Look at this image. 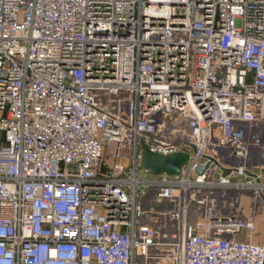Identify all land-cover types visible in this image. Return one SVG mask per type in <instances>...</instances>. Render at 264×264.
<instances>
[{
  "label": "built area",
  "instance_id": "built-area-1",
  "mask_svg": "<svg viewBox=\"0 0 264 264\" xmlns=\"http://www.w3.org/2000/svg\"><path fill=\"white\" fill-rule=\"evenodd\" d=\"M0 264H264V0H0Z\"/></svg>",
  "mask_w": 264,
  "mask_h": 264
},
{
  "label": "water",
  "instance_id": "water-1",
  "mask_svg": "<svg viewBox=\"0 0 264 264\" xmlns=\"http://www.w3.org/2000/svg\"><path fill=\"white\" fill-rule=\"evenodd\" d=\"M141 150L142 169L145 173L152 177H178L183 173L190 161V155L184 152L162 155L153 152L146 144H142ZM217 165L219 166V164ZM208 166L199 167L196 170L197 175H203ZM225 173L228 174L229 171H225Z\"/></svg>",
  "mask_w": 264,
  "mask_h": 264
},
{
  "label": "rangeland",
  "instance_id": "rangeland-1",
  "mask_svg": "<svg viewBox=\"0 0 264 264\" xmlns=\"http://www.w3.org/2000/svg\"><path fill=\"white\" fill-rule=\"evenodd\" d=\"M124 153V155H130L129 154V151L128 150H126V151H123ZM108 157H109V155L107 154L106 155V159H108ZM132 158V157H131ZM119 163H122V161H120ZM113 164V163H112ZM132 162H131V159H130V162H129V167H131V169L133 168V166H132ZM221 175V173H217V176L219 177ZM140 177L143 179V180H149L150 178H151V176H149L147 173H145L144 171H141L140 172ZM193 179H195V176H193L192 177Z\"/></svg>",
  "mask_w": 264,
  "mask_h": 264
},
{
  "label": "bare ground",
  "instance_id": "bare-ground-1",
  "mask_svg": "<svg viewBox=\"0 0 264 264\" xmlns=\"http://www.w3.org/2000/svg\"><path fill=\"white\" fill-rule=\"evenodd\" d=\"M134 168H135V166H134ZM188 214H189V212H185L183 214V216L179 219V221H181L183 224H187L188 223Z\"/></svg>",
  "mask_w": 264,
  "mask_h": 264
}]
</instances>
